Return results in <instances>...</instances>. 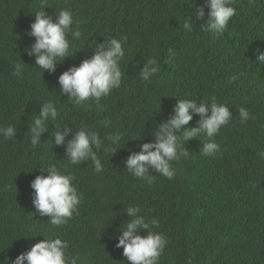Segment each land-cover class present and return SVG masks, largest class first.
<instances>
[{"label":"trees","instance_id":"obj_1","mask_svg":"<svg viewBox=\"0 0 264 264\" xmlns=\"http://www.w3.org/2000/svg\"><path fill=\"white\" fill-rule=\"evenodd\" d=\"M195 5L205 0H0V127L16 128L13 138L0 136V264L57 236L69 242L67 255L80 256L79 264H131L116 247L122 226L133 219L129 206L141 209L138 216L159 220L152 230L168 242L158 264H264V65L256 51H264V0H232L236 15L218 38L201 30L210 22L208 8L196 20ZM44 9L53 20L60 10L71 11L73 30L82 33L79 40L69 33L70 56L54 73L39 69L28 51L36 42L35 13ZM189 17L191 32L183 28ZM113 37L127 38L121 86L99 104L75 105L62 93L59 76ZM149 59L160 71L145 82L139 73ZM16 63L25 65L22 78L12 74ZM212 97L232 112L215 137L218 153L202 156L204 137H198L183 142L190 154L172 162L173 179L149 167L155 176L149 185L129 171L128 157L155 142L179 99H196L199 106ZM49 100L59 116L34 147L31 124ZM241 107L252 116L246 123ZM200 119L195 114L187 127H198ZM65 126L72 130L62 129L65 141L56 145L53 133ZM81 128L97 131L115 149L99 150V173L91 160H67L68 143ZM115 133L122 139L110 144ZM52 164L74 175L83 194L78 212L59 228L32 202V181Z\"/></svg>","mask_w":264,"mask_h":264},{"label":"clouds","instance_id":"obj_2","mask_svg":"<svg viewBox=\"0 0 264 264\" xmlns=\"http://www.w3.org/2000/svg\"><path fill=\"white\" fill-rule=\"evenodd\" d=\"M231 5L232 0H205V5H195L196 20H202L205 16V6L208 8L207 15L210 17V22L201 26V30L211 33L213 38L223 35L231 18L236 15V8ZM45 9L35 13L31 35L36 37V42L28 51L30 55L36 57L35 62L39 69L54 73L56 65L70 56L69 33L74 40H79L82 33L79 29L73 30L75 21L71 11L60 10L56 19L53 20L46 15ZM191 24L192 20L189 17L184 21L183 28L191 32L193 31ZM126 39V37H113L107 39L106 44H96L97 50L94 55L59 76L62 93L69 94L68 98L75 105H81L90 100L99 104L101 98L119 88L123 78L120 61L125 56L123 44ZM256 51L257 63L264 65V51L261 49ZM24 67L23 63H16L12 74L22 78ZM159 71L157 61L149 59L139 76L143 81L150 82ZM173 111L174 116L159 125L155 142L144 143L142 151L133 153L126 160L129 171L149 185L154 182L155 178L149 173V167L168 179L174 178L176 170L172 162L179 160L181 156L188 157L190 154L183 147L185 141L204 137L200 154L208 157L218 153L220 145L215 137L232 118L229 107L219 103L215 97H212L210 102L201 100L199 106L196 99H179ZM195 114L201 117L199 126L187 127ZM239 114L243 123L252 118L249 110L244 107L239 109ZM58 116L59 112L54 101L49 100L42 104L40 114L31 124L30 142L32 146L35 147L41 143V135L47 130L48 122L57 120ZM104 123L107 127L111 121ZM62 129H67L68 132L72 130L67 126L56 128L53 133L56 145H62L65 141L66 132ZM181 129H183L182 133L177 135L176 133ZM15 135V126L0 127V136L5 139H11ZM121 139L122 136L119 133L108 137L110 144H118ZM102 147L104 152L115 151L105 146L97 131L81 128L76 132L74 139L68 143L67 160L72 165H80L85 160H91L95 165V172L99 173L104 169L98 155ZM260 156L264 158V152H261ZM43 171L47 175H39L31 183L34 189L32 202L41 216L49 217V223L59 228L67 224L78 212L83 194L75 184L74 175L57 168L54 164L49 165L47 169L43 168ZM126 211L133 219L131 223L122 226L123 234L116 247L123 248V255L131 264H158L168 242L163 234L152 230L159 227V220L155 218L149 220L145 216H138L141 209L137 206H129ZM141 229L147 234H138ZM68 247L69 242L61 237L45 238L31 246L27 252L21 253L14 261L10 258H5V260L7 264H25V261L27 264H79L80 256L69 257L66 252Z\"/></svg>","mask_w":264,"mask_h":264}]
</instances>
